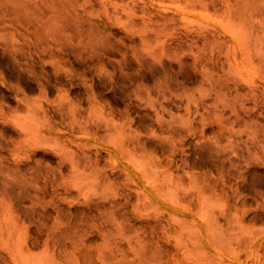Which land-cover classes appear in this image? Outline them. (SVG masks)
I'll return each instance as SVG.
<instances>
[{"label":"bare ground","instance_id":"bare-ground-1","mask_svg":"<svg viewBox=\"0 0 264 264\" xmlns=\"http://www.w3.org/2000/svg\"><path fill=\"white\" fill-rule=\"evenodd\" d=\"M200 12L264 24V0H0V264H264V43ZM158 37L239 108L207 120Z\"/></svg>","mask_w":264,"mask_h":264},{"label":"rangeland","instance_id":"rangeland-1","mask_svg":"<svg viewBox=\"0 0 264 264\" xmlns=\"http://www.w3.org/2000/svg\"><path fill=\"white\" fill-rule=\"evenodd\" d=\"M21 1V0H20ZM14 4H18V3H15L14 2ZM203 13V12H202ZM193 19L191 22L193 23V21L194 22H196V20H197V24L196 23H193V24H195V25H197V26H200V25H207V26H210L209 24H212V23H217V24H220V27H219V29H221V28H225L224 26H223V24H221V23H219L216 19H215V17H213V16H209V15H206L205 13H203V14H201V12L200 13H197V14H193L192 16H189V20L190 19ZM259 18L260 19H251L250 21V23H249V21H247V23H245V24H247V25H249L250 26V24L252 23V25L251 26H254V24H255V26H254V28H253V30L255 31H253L252 33L255 35H253L252 33H251V27L250 28H248L247 27V25H246V27L244 26V24H240L239 23V27L240 28H243V29H240V28H238V30H237V32L239 33L238 35H237V33H236V30L233 28V26L235 25L236 26V24L234 23L232 26H231V23H233V22H231V23H225V25L226 24H228V25H230L231 26V28H233L232 30H235V31H232L231 30V28L229 27L228 29L227 28H225L233 37H235V38H242V37H244L243 39H244V41H243V39H239L241 42H245V46L244 47H246V48H248L249 50L251 49V51H252V53L251 54H253V53H255V51H256V53H258V50L257 49H259V47H258V44L260 43V42H262V43H264V39H258V38H260V36H261V38H263L264 36V24H262L261 25V22L259 21V20H261V17L259 16ZM213 20V21H212ZM255 20V21H254ZM198 21L200 22V23H198ZM255 22V23H254ZM258 22L260 23V24H258ZM44 24V23H43ZM48 24H50L49 22H48ZM261 25V27L260 26H258V25ZM228 25H227V27H228ZM237 26H238V24H237ZM245 28H244V27ZM256 27V28H255ZM230 29V30H229ZM257 29V30H256ZM242 30V31H241ZM232 31V32H231ZM112 32V35H111V37H113V38H115L114 40H112V41H115L116 42V40L117 39H119V36L121 35V36H123V34H122V31H120V30H118V29H114V30H112L111 31ZM121 32V33H120ZM242 32V33H241ZM120 33V34H119ZM235 33V34H234ZM259 33V34H258ZM258 34V35H257ZM115 36H117V37H115ZM242 36V37H241ZM263 36V37H262ZM110 37V39H112ZM156 39L157 38H154V40L153 41H155V42H151V41H149V43L148 44H144V46H148V47H144L143 46V48H144V51H146V48L148 49L146 52V54H148V56H149V59H147L149 62H150V58H155V59H158L159 57H161V54H163L162 56L164 57V60H163V62H164V66L166 65V67H172V69H175V70H177V68H178V64L180 65V63L182 62H180V63H178V60L179 59H185V57L189 54L190 55V59H189V56H188V58L186 57V60H183V62L185 61V63H181V66L183 65V66H185V68L183 67V69H182V73H183V75L186 77V79H189V81L191 80L192 82H189V81H187V84H188V86L189 87H191L192 88V85H194L193 86V91H194V87H196L197 89H195V91H194V95H191V94H193V91H189L188 92V94H190V98L191 99H194V98H196L195 96H197L198 98H199V96L200 95H204V100H206V105H207V110H206V113H205V117L207 118V120H209V121H213V122H216V121H220V120H222V119H224V118H226L227 116H229V114L231 113V108L232 107H234L233 108V110L232 111H234V109H238L239 108V106L238 105H240V104H238V105H235V104H237V102H239V103H241V98L240 97H236V98H238V100H236V98L234 99L233 98V96H231V95H229L228 93L227 94H225L224 92L225 91H223V90H221L218 86H216V85H214V84H211V81H208V82H204L203 84H201L200 85V82L202 81L201 79H200V77L199 76H196L194 73V75L192 74V69H191V65L190 64H192V61H193V58H192V56H191V54L190 53H188L187 54V52H186V56H183V55H181V53H183V52H185L184 51V48H183V51H173L172 53H174V55L173 54H171V52H170V50H165L164 49V47H162V38H159L158 37V39H157V41H156ZM237 39V40H238ZM246 40V41H245ZM249 40V41H248ZM258 41H259V43H258ZM92 42H94V41H92ZM126 42L127 43H130L129 41H127L126 40ZM138 43H139V41H137ZM151 42V43H150ZM217 42H221V41H217ZM157 43V44H156ZM261 43V44H262ZM117 44H118V46L116 45L113 49V51L111 50V51H108L107 53H104V57L103 56H101V58L103 57L105 60H107L108 59V57H109V59H120L122 56H121V54L124 52L123 50H120V49H122V47H119L120 46V43L119 42H117ZM152 44V45H151ZM214 44H217L218 45V43H214ZM151 46H154V47H152V49L150 48ZM160 46V47H159ZM215 46V45H214ZM260 46V45H259ZM116 48H117V50H119V51H115L116 50ZM120 48V49H119ZM257 48V49H256ZM149 49H151V50H149ZM188 49V48H187ZM256 49V50H255ZM186 50V49H185ZM260 50V49H259ZM165 51V52H164ZM172 51V50H171ZM186 51H189V50H186ZM251 51H249V52H251ZM110 52H113L112 54L110 53ZM117 52L119 53V54H117ZM176 52H178V53H176ZM181 52V53H180ZM263 56H264V52H261V50L259 51ZM108 53H110V55L109 56H107L108 55ZM260 53H259V56H260ZM156 54V55H155ZM160 54V55H159ZM165 54V55H164ZM177 54H179V55H177L178 56V58L180 57V56H183L182 58H177L176 60L175 59H173V57L174 58H176L177 56L176 55ZM183 54H185V53H183ZM127 56L129 55V53L128 54H126ZM131 55H132V53L128 56V58H130L129 60L130 61H132V62H130L131 63V65H132V67H136V62L134 61L135 59L133 58V56L131 57ZM154 55V56H153ZM173 55V56H172ZM121 56V57H120ZM126 56V57H127ZM158 56V57H157ZM257 56H258V54H257ZM165 57H167V58H165ZM170 57H172V58H170ZM261 57V56H260ZM263 59H264V57H262ZM166 59V60H165ZM173 60V61H172ZM191 60V61H190ZM176 61V62H175ZM175 63L177 64V65H175ZM190 63V64H189ZM170 64H172V65H170ZM187 64V65H186ZM189 64V65H188ZM189 66H190V68H189ZM228 67H230V66H228V65H226L223 69L221 68H219V70H214V72H216V73H213V75L214 74H218V76H214V78H213V76H212V81L214 82V80H215V82L219 79V78H221V76H222V74H229V76H232V74H236V72L238 71V69L240 70V67H238V66H231V67H233L232 69V71H234V72H231L230 70H228V69H226V68H228ZM235 67V68H234ZM237 67V68H236ZM186 69H188V71L186 70ZM231 69V68H230ZM235 69V70H234ZM225 70H228V71H225ZM186 71V72H185ZM239 72V71H238ZM187 73V74H186ZM188 73L189 74H192V76L190 75H188ZM187 75H188V77H187ZM194 76V77H193ZM245 76H248V75H245ZM198 77V78H197ZM191 78V79H190ZM211 79V78H210ZM217 79V80H216ZM199 80H201V81H199ZM191 83V84H189V83ZM214 82V83H215ZM218 84H219V82H218ZM212 85H214V87L216 86V89L215 88H213L212 89ZM211 86V87H210ZM197 91V93H195ZM221 91H223V92H221ZM5 94V96H6V93H4ZM198 94H200V95H198ZM7 97H8V95H7ZM10 98V97H9ZM9 98H8V101L9 102H11V104H13V101H11L12 99H10L9 100ZM7 99V98H6ZM240 100V101H239ZM236 101V102H235ZM248 105H249V103H248ZM236 106H237V108H236ZM251 106V105H250ZM223 109H225V110H228V111H223ZM228 113V114H227ZM251 114V113H250ZM255 116H256V114H255ZM255 116H252L253 117V119H252V117L250 118V120H247L246 122H243V123H241V124H237L235 127H234V130H236L238 133L240 132V134L243 136V138H246L247 136L248 137H250V136H252L253 135V131H255V129H256V123L255 122H257V120L256 121H253L254 119H257V118H255ZM234 118V117H233ZM232 120H234V119H232ZM253 121V122H252ZM255 125V126H254ZM258 127V126H257ZM8 127H6L5 129H2V136L6 139V140H8L10 137L9 136H11V138L10 139H13L12 137V135L14 134H17L15 131H14V128L13 129H11V127H9L8 129H7ZM12 130V131H11ZM15 133H14V132ZM6 133V134H5ZM4 134V135H3ZM8 134H10V135H8ZM12 134V135H11ZM17 136H18V134H17ZM14 137H16V135L14 136ZM8 138V139H7ZM17 139H19V137L17 138L16 137V139H14V140H17ZM44 145H45V148H46V144H42V146L40 147V146H38V148L36 149V152H38V153H35L34 155V157L33 158H35V159H40V160H38V161H40L41 162V160L42 161H47L48 159V161H50L51 159L54 161V159H53V157H52V153L47 149V151H49L50 153L49 154H46L45 152H47V151H44V150H46L45 148H44ZM39 148H41V150H38ZM49 148V147H48ZM48 153V152H47ZM45 154V155H44ZM48 157V158H47ZM52 157V158H51ZM43 158V159H42ZM37 161V160H36ZM19 181V182H18ZM21 183H22V177H20L19 176V178L17 179V184H15L18 188H16V190H18V189H20V190H22V185H21ZM20 184V185H19ZM21 186V187H20ZM20 187V188H19Z\"/></svg>","mask_w":264,"mask_h":264}]
</instances>
